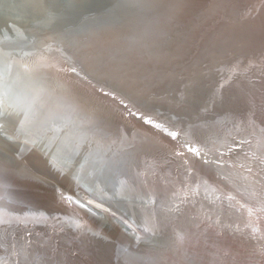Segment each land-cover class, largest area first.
Instances as JSON below:
<instances>
[{
    "label": "water",
    "instance_id": "obj_1",
    "mask_svg": "<svg viewBox=\"0 0 264 264\" xmlns=\"http://www.w3.org/2000/svg\"><path fill=\"white\" fill-rule=\"evenodd\" d=\"M11 1L21 16L0 8V60L26 69L21 93L48 111L67 153L104 175L113 201L58 169L38 140L0 135L2 264H199L229 242L230 224L201 218L219 196L264 229V0ZM105 132L139 148L106 154ZM124 188L159 193H136L131 219L110 208Z\"/></svg>",
    "mask_w": 264,
    "mask_h": 264
},
{
    "label": "bare ground",
    "instance_id": "obj_2",
    "mask_svg": "<svg viewBox=\"0 0 264 264\" xmlns=\"http://www.w3.org/2000/svg\"><path fill=\"white\" fill-rule=\"evenodd\" d=\"M14 4L15 3H13L11 0H0V8L4 10V12L10 13V11H13L12 14L21 16V11ZM25 70L26 69L18 63H7L0 60V135L8 138L9 140L13 139L24 142L27 139H24L23 137H30L38 140V143L33 141L38 146V150L41 151L44 156H47V158L53 161L58 169L63 170L69 177L79 182V184H81L88 191L94 192L90 194L95 195L96 197H101L111 204L113 201L110 198L112 195V191L107 190L109 189V187L106 185L107 182L104 179V175L98 172H92V168L89 166L87 167L82 162V158H80L79 155L77 156L75 153H73L74 151L69 146L68 151L70 153H67L62 148V144L58 143V141H56V138L52 136V127H50L51 125L49 124L48 117L50 116V114L48 113V111H46L39 105V100L38 102L34 100L35 97L34 99H26L25 95L21 93L20 89L22 82L19 78V74H24ZM120 82L123 88L128 90L127 94L129 96L137 97L135 96V94H133L129 82H127L125 79H122V81ZM184 129L193 134L192 128L186 126L184 127ZM124 131H126L124 132L125 135L130 132L128 128L124 129ZM117 134L105 132L103 135L104 139L98 140L99 142L108 146L106 154H111L112 152H114L115 155H113V157H119L123 154L122 150L131 152L132 150L139 148L134 140L129 141L128 139L123 138L125 136L123 133H119V135ZM28 140L29 142H32L30 141L32 139ZM101 143L97 142L96 145L101 148ZM83 144H81L80 146H83ZM115 145L116 147H114ZM118 148H120L121 150ZM119 153L121 155H119ZM102 156L106 157L103 153L100 155V157ZM113 157L111 156L110 158ZM120 158L123 159L122 157ZM118 168H120V166ZM132 178H134V176H129V179ZM187 180L188 182H190L189 184L197 190L202 187L198 183H195V181L193 180H190L188 178ZM198 181L201 183V180ZM203 181L204 182L202 183L204 185H207L209 189L214 187L212 183H210L207 179H204ZM121 185L124 186L127 184ZM135 190L129 193V191L124 188L120 189V191L117 192V195L113 194L114 198H119L120 203H113V206L110 207L111 210H119L121 212H124L131 219L139 218L129 210L131 209V207H133L132 203L139 199L142 200V196L136 193H147L146 198H148V195H150L151 193H159L158 190H153V192H151V190L147 188L145 192ZM196 194L198 195L200 193ZM252 194L254 195L253 198L259 196L258 193ZM204 195L207 197H211V195L208 193H204ZM67 196L71 200V202L77 204L81 208V211H83L84 213L90 214L91 216H96V213H99V211L96 208L92 207L91 204L89 205V203H86L82 200H76L69 193L67 194ZM260 196L262 197V199H264V193H261ZM217 199H220V202L218 204V207L220 209L214 211V217L210 215L208 211L203 215L201 214V218L204 223L210 224L209 226L211 228V223L216 222L217 224L215 226H218L217 229L219 231H222V229L226 225L229 226L230 224V227H225V229L229 228V242L226 243V246L223 247L220 251L217 249L215 254L212 253V247L211 251H209V249H206L207 254L199 255L200 263H198L221 264V256L223 255V253H227V257L230 258V264H251V262L252 264H264V251H262V247L258 251H253V246L256 249V246L257 248H259L260 246H263L262 244H264V229L259 225V221L255 222L253 219L245 217V211H243L239 206H236L233 202L229 201L225 196H219L217 197ZM248 204L254 206V204L250 201L248 202ZM207 208H210V206L208 205ZM218 215L220 217H218ZM150 218L154 220V222L150 226H152L157 231L156 236L162 235V231L157 230V228H162L157 227L159 226L157 225V223L161 224L162 219L159 218L158 215L156 216L155 213L151 214ZM118 221L121 222L119 219ZM136 222H141V220H137ZM242 231H244V234L246 233L249 236L252 235L253 238L257 237L255 239V241L258 240V242H255L256 246L254 244H251V246L247 248L248 244H245L244 241L239 237ZM231 232H233L235 236ZM232 237H234V239ZM235 238L237 239L235 240ZM213 248L216 249L215 246Z\"/></svg>",
    "mask_w": 264,
    "mask_h": 264
},
{
    "label": "snow or ice",
    "instance_id": "obj_3",
    "mask_svg": "<svg viewBox=\"0 0 264 264\" xmlns=\"http://www.w3.org/2000/svg\"><path fill=\"white\" fill-rule=\"evenodd\" d=\"M173 135H175V134H173ZM193 151H196L195 149H192ZM0 264H2V262H0Z\"/></svg>",
    "mask_w": 264,
    "mask_h": 264
}]
</instances>
